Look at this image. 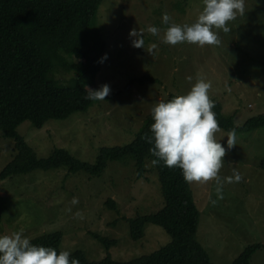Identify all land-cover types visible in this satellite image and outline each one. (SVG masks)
<instances>
[{"label": "rangeland", "instance_id": "obj_1", "mask_svg": "<svg viewBox=\"0 0 264 264\" xmlns=\"http://www.w3.org/2000/svg\"><path fill=\"white\" fill-rule=\"evenodd\" d=\"M203 7V0H104L89 31L88 47L102 48L100 61L104 54L107 59L95 77L85 80L92 90L108 84L113 97L67 118L50 119L42 127L24 121L17 128L19 134L38 157H47L59 147L94 163L101 147L131 142L157 103L170 93L187 94L198 78L211 83L209 96L221 102L223 114L237 126L264 114V0H246L245 15L228 22L227 33L216 30L219 45L163 42L168 27L162 23L163 13L174 23L191 24ZM150 25L160 30L159 36L146 31ZM132 29L144 30V48L131 46ZM74 74L61 64L53 72L61 83ZM145 75L157 82H139ZM229 133L220 128L217 141L226 146ZM235 134L236 145L226 149L219 174L226 178L235 170L242 179L225 181L220 193L214 180L190 183L200 211L196 237L217 264H230L249 245L262 244L251 264H264V126ZM15 153V140L0 130V171ZM73 197L78 204H71ZM108 199L116 202L118 210L109 207ZM164 204L159 176L151 164L142 178L137 177L132 160L112 161L98 176L69 172L66 167L35 169L0 180V235L22 230L31 240L61 230L62 251L82 250L90 261L107 254L126 261L170 241L163 227L151 223L144 236L134 240L126 220L137 213H155ZM95 233L115 243L107 248Z\"/></svg>", "mask_w": 264, "mask_h": 264}, {"label": "trees", "instance_id": "obj_2", "mask_svg": "<svg viewBox=\"0 0 264 264\" xmlns=\"http://www.w3.org/2000/svg\"><path fill=\"white\" fill-rule=\"evenodd\" d=\"M104 0H0V130L15 140V155L0 171V180L16 174H28L35 169L50 170L66 167L69 172H86L89 176L101 175L112 161L132 160L138 178L145 176L148 165L157 171L165 204L155 213H137L126 220L130 235L141 239L148 224L163 227L170 241L161 248L130 260L119 261L107 254L99 261H90L82 250L70 253V260L79 264H217L198 241L196 234L200 211L190 183L185 182L181 169L168 168L156 159L145 140L151 135L154 122L151 113L135 134L123 145L100 148L94 163L83 161L64 148H55L47 157H38L35 150L18 132V126L30 121L42 127L50 119H64L76 112L86 111L97 101L85 99L88 93L86 76L95 77L101 68L102 48L88 47L89 31L96 24ZM95 51V52H94ZM70 58V59H68ZM61 64L66 71H74L67 83L54 78L55 66ZM139 82H157L151 75ZM110 91L105 99H110ZM170 93L164 102L175 96ZM214 101L215 118L226 131H252L264 126V114L249 118L237 126L232 117H226L219 100ZM264 170V157L261 161ZM110 208L118 210L116 202L108 199ZM1 207V206H0ZM2 218L0 210V221ZM107 248L115 243L95 233ZM63 238L61 230L40 234L30 242L52 247L59 254ZM262 244H252L230 264H251L252 255Z\"/></svg>", "mask_w": 264, "mask_h": 264}, {"label": "clouds", "instance_id": "obj_3", "mask_svg": "<svg viewBox=\"0 0 264 264\" xmlns=\"http://www.w3.org/2000/svg\"><path fill=\"white\" fill-rule=\"evenodd\" d=\"M203 4L201 13L191 24L174 23L168 13H163L162 23L168 25L163 42L169 45H219L221 41L216 30L227 33L230 30L228 22L246 13V0H203ZM146 31L153 36L160 34L156 26L150 25ZM129 37L132 47L144 48V30L132 29ZM105 59L107 54H104L100 62ZM187 79L191 80V77ZM210 88L209 81L198 78L187 94L157 103L151 109L154 121L150 126L151 135L144 138L153 145L149 149L156 157L152 160L153 165L162 161L168 168L178 167L187 183L214 180L216 191L220 193L225 181L239 182L242 177L235 170L232 176L226 178L219 174L224 166L226 149L236 145V134L234 130L228 134L226 146L222 145L221 140L217 141L215 134L220 131V126L212 111L215 104L209 96ZM109 93V85L103 84L98 89H88L85 99L105 101ZM78 203V198L73 197L71 204ZM77 216L83 218L79 213ZM0 264H79V261L70 260L67 250L58 254L52 247L32 244L21 230L10 235H0Z\"/></svg>", "mask_w": 264, "mask_h": 264}]
</instances>
